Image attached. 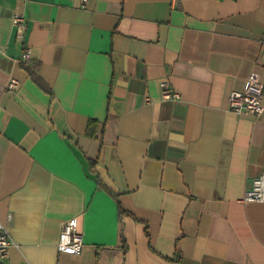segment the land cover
Masks as SVG:
<instances>
[{
	"label": "crops",
	"instance_id": "crops-1",
	"mask_svg": "<svg viewBox=\"0 0 264 264\" xmlns=\"http://www.w3.org/2000/svg\"><path fill=\"white\" fill-rule=\"evenodd\" d=\"M253 73L264 0H0L3 264H264V113L229 109Z\"/></svg>",
	"mask_w": 264,
	"mask_h": 264
},
{
	"label": "built area",
	"instance_id": "built-area-1",
	"mask_svg": "<svg viewBox=\"0 0 264 264\" xmlns=\"http://www.w3.org/2000/svg\"><path fill=\"white\" fill-rule=\"evenodd\" d=\"M81 5L85 6L89 0H80ZM175 5L180 3V0H173ZM24 18L20 15H15L13 23L22 31ZM32 53L27 48L22 57L21 62L28 63L31 61ZM18 81L12 80L9 84V89L13 90L17 87ZM162 94L166 100H179L180 94L172 90L166 82L162 83ZM264 83L259 74L253 73L249 76L246 85L242 91H233L229 96V109L235 114H251L261 116L264 113ZM243 202H259L264 203V172L255 178L250 188L246 191ZM14 241L9 234L7 227L0 221V264L9 257V252ZM83 236L78 232L77 219H72L65 224L58 244L59 251L69 254H81L83 250Z\"/></svg>",
	"mask_w": 264,
	"mask_h": 264
}]
</instances>
